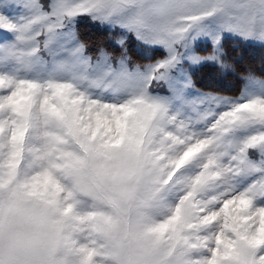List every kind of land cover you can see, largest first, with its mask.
<instances>
[{
    "label": "snow or ice",
    "instance_id": "1",
    "mask_svg": "<svg viewBox=\"0 0 264 264\" xmlns=\"http://www.w3.org/2000/svg\"><path fill=\"white\" fill-rule=\"evenodd\" d=\"M231 41L264 0H0V264H264V78L194 80Z\"/></svg>",
    "mask_w": 264,
    "mask_h": 264
},
{
    "label": "rangeland",
    "instance_id": "2",
    "mask_svg": "<svg viewBox=\"0 0 264 264\" xmlns=\"http://www.w3.org/2000/svg\"><path fill=\"white\" fill-rule=\"evenodd\" d=\"M79 30L83 31L81 36L93 48L103 46L109 50L114 49L113 34L92 24L84 19L79 25ZM228 53V71H218L216 69L205 68L195 73L202 88L207 90L212 88L228 95H238L242 86V77L248 73L254 74L257 78H264V47L259 44H245L238 41H231L226 45ZM130 55L134 60L139 54L133 45L130 48ZM214 87V88H213Z\"/></svg>",
    "mask_w": 264,
    "mask_h": 264
},
{
    "label": "trees",
    "instance_id": "3",
    "mask_svg": "<svg viewBox=\"0 0 264 264\" xmlns=\"http://www.w3.org/2000/svg\"><path fill=\"white\" fill-rule=\"evenodd\" d=\"M79 32H80V35L83 36V35L81 34L83 31L79 30ZM194 80L196 81V86L199 87V88H202L201 86H202L203 84L201 85L200 83H198L199 80L197 81V78H195ZM213 88H214V87H213ZM209 89H212V88H207V90H209Z\"/></svg>",
    "mask_w": 264,
    "mask_h": 264
}]
</instances>
